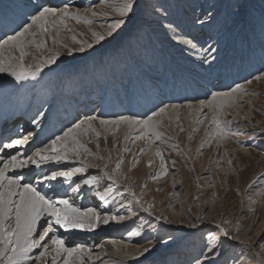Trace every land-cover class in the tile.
Masks as SVG:
<instances>
[{
	"label": "rangeland",
	"instance_id": "rangeland-1",
	"mask_svg": "<svg viewBox=\"0 0 264 264\" xmlns=\"http://www.w3.org/2000/svg\"><path fill=\"white\" fill-rule=\"evenodd\" d=\"M116 2L118 0H109V3ZM60 3L57 4L58 7L68 3L70 11L73 12L81 10V13H85V9L92 6L99 12L109 14L94 17L91 24L77 23L70 19L67 25L71 31L64 29L59 32L60 43L54 44L51 36H41L39 39L47 41L46 49L37 50L34 46L28 48L30 55L25 58L26 63H34L35 58L49 55L51 51L61 53L56 64L43 70L49 75V79L46 77L43 80L51 82L52 87L56 80L61 79L62 93L70 96L69 100H73L71 106L73 105L74 108L80 100L87 101L92 99L93 95L96 99L91 101L99 108L100 103L108 96L105 89H109L111 83L109 81L114 83L112 89L116 90L120 87L125 90L124 99L129 101L132 98L131 94L137 89L134 86L130 89L126 86H131L134 76L141 79L144 76L151 78L156 75L159 80L154 83L165 87L167 63L171 58L169 54L163 55L161 50L169 47L167 42L170 43L175 38V33L166 31L167 25L171 23L178 28V32L191 36L188 31H183L177 26L181 18L186 21L190 19L195 37L202 36L198 40L202 50L210 49L214 40L217 42L214 48L220 45L225 47L224 53L222 55L219 53L214 59L211 52L202 51L206 58L209 57L208 60L217 59L216 63L221 62V56L232 51L229 56L231 69L235 62L242 63L233 66L234 74L239 69L250 66V64L245 65L247 56L240 60L236 58L238 54L242 57L243 51L246 53L245 39L249 37L254 39L252 47L255 53H261V47H264V0H137V7L119 36L93 49H87L85 53L77 51L69 55V49L79 47L72 40L73 35L77 40L91 42V30L104 31L107 23L111 22L116 13L112 7L102 4L101 0H62ZM246 19L251 21L253 29L243 33ZM213 22L215 25L211 30L213 36L209 38L203 35V32L205 27ZM51 31L55 33L56 29L53 28ZM164 41L167 45L162 43ZM64 45L68 48L66 49ZM122 45L125 46L124 49L119 48ZM125 49L132 54L130 60ZM176 56L184 60L192 58L186 54H176ZM251 57L254 60L253 56ZM216 63L209 67L212 71L215 66H220L221 69L225 66V62H222L223 65ZM259 68L262 70H253L250 72L251 75L242 78L235 77V82L229 84V88L237 84L243 85L246 90L243 93L248 96L249 101L242 102L240 111L237 107H230L222 113V120L232 121L231 134L223 140L212 138L209 143L207 133L212 129L210 124L207 125V121H203L205 119L203 116L199 119L202 123L197 125L195 120L188 119L190 112L188 114L181 112L177 123H172L166 117H159L163 121L159 129L163 135L160 141L151 143L146 137L135 141L124 130L123 133L119 130L111 132L96 122H93V126L100 132L99 137L91 130L87 134L81 132L78 139L89 149V152L81 150L80 160L87 164V167H100L101 171L86 169L85 172L79 173L75 177L77 183L89 176H97L98 184L82 185L79 194L76 196L72 194L75 196L72 200L76 203L80 202L84 193L81 191H86L85 196L88 199H92V193H95L94 206L102 218L114 214L124 217L123 220L102 224L98 238L83 242L89 250L88 264H195L196 260L201 258L207 233L210 230L215 231L217 224L227 228L230 235L239 231L243 245L239 243L226 245L223 255L216 260V264H264V248L260 247V244L264 243V64H259ZM168 70L170 74L167 75L172 84L170 86L173 87L176 80L174 81V75H171L173 73L171 68ZM210 71L206 72V75ZM220 71L222 70H217L216 75L210 76L212 87L220 78L218 76ZM259 74L260 79H255ZM34 80L35 78L29 77L28 80L17 81L19 84L17 86H20L19 90H23L22 94L30 89L31 100L43 98L48 102L44 103L43 107H39L41 113L47 110L46 108L55 98L56 90L59 89L50 88V96L46 99L37 93L39 88L36 86L42 84V79ZM148 80L150 79L147 78L148 84L153 86L152 81ZM31 82L34 86L29 88L30 86L27 85ZM116 93L114 91V95L119 98ZM209 97L204 99L208 100ZM168 103L181 105L185 101ZM164 105L165 103L160 104L161 107ZM95 106L90 110H85L84 106L80 111H94L97 108ZM101 109L100 112L103 111ZM128 111L130 110L127 109L124 115H127ZM153 111L156 109L150 110L148 115ZM81 115V112L78 113L74 121L79 122ZM21 116L23 117L24 114L19 113L17 117ZM68 126L66 120H61L59 133ZM181 127L183 131L180 130ZM59 133L54 134L52 139ZM125 135L130 139L125 140ZM173 144L178 147L173 148ZM125 147L129 150L125 151ZM141 148L144 149L142 153L139 151ZM157 149L161 151L163 161L156 155ZM147 153L149 155H146ZM118 161L122 163L121 167L116 169ZM228 161H231V164ZM165 168L167 173L161 175ZM108 173L114 175L119 183L109 180ZM74 187L75 185H72L65 193L64 190L59 191V194L69 198ZM105 189L108 190V195L104 201H101L96 193L104 192ZM133 192L135 196L132 195ZM121 204L124 205L123 208L120 207ZM150 205L151 211H145L144 209ZM157 216L162 219L156 221L154 218ZM146 222L155 227L148 229L145 226ZM134 230L141 231L142 236L129 237L128 232ZM116 241H122L126 245H117ZM149 241L156 244L155 249L143 257H137L143 248L149 246ZM74 243L79 241L75 240L70 246ZM91 247H94V250H91ZM96 248L98 249L95 250ZM118 250L124 252L127 258L131 257L133 261L127 262L117 258L120 256ZM38 254L39 250L32 256L36 257ZM38 262L39 260H36V264Z\"/></svg>",
	"mask_w": 264,
	"mask_h": 264
},
{
	"label": "snow or ice",
	"instance_id": "snow-or-ice-1",
	"mask_svg": "<svg viewBox=\"0 0 264 264\" xmlns=\"http://www.w3.org/2000/svg\"><path fill=\"white\" fill-rule=\"evenodd\" d=\"M101 3L112 7L116 16L107 23L104 31L91 30V42L85 40H77L76 36H72V40L79 45L78 48H71L68 54L79 51L85 53L87 49H93L97 45H102L110 39H115L119 36L124 26L128 23L129 17L134 13L137 7V0H118L116 3H109V0H101ZM35 14L27 16L22 19L15 28L10 29L13 34L9 35L5 32L3 38H0V73H8L17 81L26 80L29 77L35 78L46 67L56 64L61 53L59 51H51V54L35 58L34 63H26L25 58L30 55L28 48L34 46L37 50L46 49V39H39V37L51 36L53 43H60L59 32L68 29L67 21L75 20L77 23L91 24L93 18L98 16H108L106 12H99L94 7L89 6L85 9V13L79 10L70 11L69 4L64 3L63 7H55L49 5H33ZM56 29L53 33L51 30ZM179 38V36H178ZM184 43L189 45L191 49L195 50L196 45L191 40H184ZM67 49L68 46L64 45ZM214 53L216 50L210 48L202 50ZM7 54V55H6ZM214 59V57H213ZM260 79V77H255ZM251 81H248L250 83ZM246 91L240 85L231 87L228 91H214L211 92L210 99L201 100L199 104L201 107L197 111L203 115V109L206 106L211 112L212 129L207 133L209 143L212 138L223 140L231 134L232 121L221 120L220 116L224 111L225 105L231 106L232 103L237 102L238 92ZM176 109L177 105L171 106ZM169 106L164 105L153 111L144 119H137L135 116H118L115 119L99 118V124L110 131H117L121 124H127L132 131L138 127L140 135L149 139V142L160 141L163 133L159 130L163 121L159 119L166 114ZM43 118L45 113H39ZM179 119V117H176ZM98 119L97 116H86L84 120L76 122L69 127L62 135H57L51 139L48 144L43 147L36 148L32 155H28L27 151H19L33 140V134L29 133L23 136V139L13 140L10 143H4L0 140V153H4L6 149H13V153L0 154V264H36V260L46 257V253L51 251L49 245L54 249L55 255L42 261V264H88L89 250L86 249L83 243H74L73 246L66 244L65 239L59 232V229L67 230H81L93 231L101 224L107 225L109 221L123 220V216L107 215L103 218L101 215L91 207L80 208L75 206L73 200L69 198H59V188L63 187L64 183L72 188L73 195L79 194L82 185H97L99 177L89 176L87 179L81 180L77 183L74 177L79 173H83L87 169V164L83 161L81 166L77 168H67L66 170H51L50 175L42 171L33 172V166L36 170L41 169L42 166L55 162L59 164L61 161H67L70 156L79 160L81 150L89 152V149L80 142L78 136L83 132L87 134L89 130L95 133L97 137L100 132L93 126V122ZM34 125H39L40 120L34 119ZM197 125L202 123L197 120ZM183 131V128H180ZM130 137L125 135V140ZM99 145H97L98 147ZM177 148L176 144L172 145ZM203 147V144L201 145ZM125 151L129 149L125 147ZM141 153L143 148L139 150ZM156 155L161 157L162 153L159 149ZM103 157H101L102 159ZM122 161L116 163V169L121 167ZM149 163H151L149 161ZM175 163V162H173ZM231 164V161H228ZM107 165H105V168ZM17 169H28V175L22 173L17 174ZM12 174H9V172ZM167 168L161 173L165 175ZM109 180H115V176L111 173L107 174ZM155 178V177H153ZM26 181V182H25ZM55 182V183H53ZM119 183L118 181H116ZM48 185L45 191L38 190ZM48 192L53 195L49 196ZM66 195V194H65ZM101 201H104L108 195V190L104 192H97ZM135 196V193H132ZM119 203V202H118ZM139 204V200H137ZM124 207L123 204L120 205ZM143 208V205L140 204ZM151 211V205L144 209ZM131 211V208H129ZM156 221H160L162 217H155ZM58 226V227H57ZM148 229H153L155 226L146 222ZM195 227V226H194ZM129 237L142 236L141 231L128 232ZM171 239V237L169 238ZM159 243V241H157ZM229 243H239V231L229 234L227 228L216 225V230H210L205 237L204 250L201 258H198L195 264H216V260L223 255L226 245ZM149 246L143 248L137 254V257H143L145 254L152 252L156 244L152 241L148 242ZM264 248V243L260 244ZM34 249L39 250L38 256L33 259L30 255Z\"/></svg>",
	"mask_w": 264,
	"mask_h": 264
},
{
	"label": "bare ground",
	"instance_id": "bare-ground-1",
	"mask_svg": "<svg viewBox=\"0 0 264 264\" xmlns=\"http://www.w3.org/2000/svg\"><path fill=\"white\" fill-rule=\"evenodd\" d=\"M46 1L47 0H0V38H3L2 35L5 34V32L9 35L13 34V32L10 30L12 28L19 30L16 27V25L25 17L35 14V11L33 9V5H45L46 4L49 6L58 7L57 4H61L60 2H62V0H48V2H46ZM74 2H77V1H74ZM219 9H218V11L220 12ZM79 11L81 12V10H79ZM213 14H215V13H213ZM250 22L251 21L249 19H246L245 30H243L244 31L243 33L249 32V31H251V29H253V28H251ZM180 23H181V25H180ZM170 24L167 25L166 31L170 32L171 34L175 33V38L172 37L173 40L170 43L167 42L169 47L165 48L164 50H161L163 55L169 54V56L171 58L169 63H167L168 64L167 70H166L167 71V73H166L167 81H166V85H164L165 87H160L154 83V82H157L159 80L156 78V75L152 76L151 78L144 76L141 79L134 76L132 78V80H134V81H132L131 86H129V85L126 86L129 89L132 88L133 86L136 87V89H137L134 93L131 94L132 98L130 101L124 99L126 97V95H125L126 91L125 90L121 89L120 87L116 88V90L112 89L111 86H114V83H113V81H109L112 84L110 83L109 89H107V88L105 89V92H106V94H108V96L106 99H103V101L100 103L99 108L94 105L95 103H92V101L96 99V96H94V95H93L94 99L92 98V99H89L87 101H81L80 100V103L74 108V107H72L73 105L71 106L73 100H69L70 96H67V94L64 92L62 93L63 83H62V80L60 79V80H56L52 85L53 88L55 87V88H58L59 90L54 89V91L56 90L55 96H54L55 98L53 99L52 103H50L49 106L46 108L47 110H45L43 112V113H45V116L43 118H41L39 116V112H40L39 107L40 106L43 107L44 103L47 104L48 102L46 100H44L43 98H40V99L37 98V99L31 100L32 98L30 99V93H31L30 89H27V91H25L26 93L22 94L23 90H19L20 86L19 87L17 86L19 84H17V80H15L14 77H12L8 73H0V140H2L4 143H10L13 140L23 139V136H26L29 133H32L33 137H34L33 140H31L28 145H25L24 148L18 149L19 151H27L28 155H32V152H34L36 148L43 147V145L47 144V141H49L53 138L54 134H58L60 132V121L61 120H66L69 123V126L64 128L63 131L61 133H59V135H62V133L64 131H66L69 127H72V125L74 123H76L74 120L76 119V115L80 112L82 113L80 121L84 120L86 116H97L98 119L94 122L99 124V118L115 119L118 116L124 115V112H126L127 109H129L130 111H128L127 115H124V116H135L137 119H144V118H146V116L148 114H150V113H148V112H150V110H152V109L157 110L159 107H161L160 104H164V103H165V105H168L169 108H168L166 114H164L162 117H166L172 123H175V122L177 123V121H179V119H177L176 117L177 116L180 117L181 112H184V114H188L190 112L191 115L188 117V119L195 120L197 122L198 119H200L201 117L203 118V116H205V119L203 121H207L206 124L207 125L210 124V129H211L212 125H211L210 121H211V117H212V112L205 106L203 109L204 114L201 115L197 111V109H199L201 107L199 102L201 100H207L204 98L209 97L211 95V92L228 91L230 89L229 84L232 83V81H234V79L236 80V78H242L248 74L251 75L250 72H252L253 70L261 69V68H259V64H264V50L262 49L264 47H261V53H255L254 47H252L254 39L252 40L249 37L248 39H245V41H244V43H247L246 44V46H247L246 53H244V51H243V53L240 52V53H242V57L239 56L240 54H238L237 55L238 57H236V58H238V60H240V59H243L247 56V58L245 60V65L250 64V66L248 65L249 66L248 68L245 67V69H243V68H242V70L239 69V71H237V73L234 74V70H232V69L235 68L233 66L237 62L234 63V65L232 66V69H231V67H230L231 63H229V56H230V53L232 51H228V54L224 55L223 57L221 56L220 60H222V61L218 62L221 65H223L222 62H225L224 63L225 66L222 69L220 68V66H215V68H213V71H212L209 67L211 66V64H215L216 63L215 61L217 59H215V61H212V60L210 61V60H208L209 57L206 58L203 55L204 53L202 52L201 44L198 42V40L202 36L200 38H199V36L195 37V35L192 33V22L190 21V19H189V21H186V20L181 18V20L177 24V26L179 28H182L183 31L184 30L188 31L189 35L191 34V36H186V34L178 32V30H177L178 28L175 27L173 24H171V25ZM214 27H215L214 22L209 24L208 27H205L206 29H204L203 35H205L207 37L209 36V38L211 36H213V32L211 30ZM180 31H181V29H180ZM178 36H179V38H178ZM226 36H227V34H226ZM166 37H168V36H166ZM213 39H215V38H212V40ZM184 40H191L192 43H194L196 45V49L195 50L191 49L189 45L184 43ZM162 43L166 44V41H164ZM215 44H217V42H215V40H214L212 42L211 48H214ZM224 45H225V43H224ZM260 45H261V43H260ZM175 46L177 48L173 49V47H175ZM220 46H216L214 48L216 50L214 53L211 52L212 55L214 56V58H217L219 53H221V55L224 53L225 50L223 51V49L225 47H222V45H220ZM164 47H165V45H164ZM258 47H260V46H258ZM119 48L124 49L125 46L122 45ZM206 49H208V48H206ZM174 50H180V51H174ZM203 50H205V49H203ZM125 51L127 52V56L130 60L132 58V54L130 53V51H127L126 49H125ZM175 52H178V53H175ZM176 54H186L192 58L184 60V59H181V57H177ZM251 56H253L254 60H252ZM165 59H166V57H165ZM167 60H168V58H167ZM132 62H133V60H132ZM218 63H216V65H219ZM158 64H157V66H158ZM237 64H242V63L240 62ZM187 66H190L192 68L187 67ZM170 68H171V72H173V73H171V75L173 74L174 75L173 79H174V81L176 80L173 87L170 86L172 84H170L169 78H168L169 75H167V74H170L169 70H168ZM217 70H222V71H220V75L218 74V76L220 78H222V77L223 78L217 79L216 84L214 83L215 85L213 84L214 86L212 87L210 76L212 74L216 75L215 73ZM208 71H210V72H209V74L207 73V75H206V72H208ZM46 73H48V72L42 71L38 76L35 77V80H34V81H36V78L39 79V81L42 79L41 80L42 84L39 82L40 86H36V87L39 88L37 93L41 94L42 97H45V98L50 96L51 92L49 91V89L52 88L50 86L51 82L49 83L46 80H43L44 78L46 79V77H48V79H49V75ZM109 73L111 74L112 72H110V70H109ZM6 76H10V77L6 78ZM258 76H261V75L259 74ZM147 78H149L152 81L151 82L152 84L151 83L150 84L153 86H150L148 84ZM150 80H148V81H150ZM27 86H30L29 88H31V86H34V83H32V82L28 83ZM169 87H171V88H169ZM241 87H242V89H244L243 85H241ZM41 88H43V89H41ZM45 88L48 91H46ZM128 88H126V89H128ZM114 91L117 92L116 94H118L119 98H117L114 95ZM12 93H16V94H12ZM61 93H62V95H61ZM110 93L111 94L113 93V94L111 95ZM236 96L238 97L237 102L232 103L231 106L225 105L224 111L230 109V107H237L238 110L240 111V109L243 106L242 102L244 100H246L247 102L249 101L248 96L245 93H243V91L238 92L236 94ZM198 98H199V100H196ZM209 99H210V97H209ZM178 100H184L185 103L181 104V105L168 103V102L176 103V101H178ZM172 105H177L178 107L176 109H173L171 107ZM84 106H85V110H87V109L90 110V108H92L93 106H95L97 108H96V110L90 111V112L80 111V110H82V108L84 109ZM99 109H101V111L103 110L102 111L103 113L100 112ZM207 111H208V113H206ZM224 111L222 113H224ZM19 113L24 114V116L23 117L22 116L17 117ZM222 117L223 116L221 114V116H220L221 120H222ZM34 119L40 120V124L34 125L32 123V121ZM16 128H18V129H16ZM118 130L120 132H122L123 130H124V132L126 131L125 133L128 132L130 134V136H132V139H135V141L142 139V137H143L140 135V131H139L138 127L135 129V131H132L130 129L129 125L121 124L119 126ZM153 148H156V147H153ZM6 153H13L14 154V150L13 149H6V150H4V153H0V154H6ZM146 155H149V153H147ZM81 162L82 161L80 159L77 160V159L72 157V158H69L67 161H61L59 164H56L55 162H50V164L42 166L41 169H39V170H36L31 165L29 167L32 168L33 172L42 171V172L50 175L49 169H51V170H66L67 168H74L75 166H80ZM0 166H2V165H0ZM87 169L93 170V171H101L100 167H94L93 168L90 166V167H87ZM15 172L17 174L22 173L23 175H28V169H17V170H15ZM9 174H12V172L10 171ZM74 179H75V177H74ZM53 183H55V182H53ZM37 187H38V190L45 191L47 189V187H49V186L45 185L44 188H40V186L37 185ZM67 189H70V187L68 186V183L66 182L63 184V187L59 188V191L61 192L62 190H64V193H65L67 191ZM97 191H98V189H97ZM82 192H84V193H83V195H81V200H79L80 202H77L78 203L77 204L76 201L74 200L75 206L80 207L82 209L86 208V207H91V208H94L96 210V208L94 206L96 204L95 193H92L93 194L92 199H88L85 196L86 191H81V193ZM72 194H73V192H70V194H69L71 196V197L69 196V199H71V200L73 197H75L77 195L76 194L75 196H72ZM48 195L52 196L53 193L48 192ZM62 197H64V196H61L59 194L56 198L59 199ZM97 212H99V211H97ZM102 226L103 225L101 224L97 229H95L93 231H81L78 229L65 231L64 229H59V232L62 234L63 238L65 239L66 244L70 246V245H72V243L75 240H78L79 243H83L87 239H89L91 241L94 238H98L100 230H102ZM113 242H114V240H113ZM116 242H117L116 243L117 245H121V246L125 244L122 241H116ZM49 247L52 250L49 251L48 253H46V257L41 258V260H39V262L37 264H42L43 260L55 255V252H54V249L52 248V246L49 245ZM90 249L94 250V247H91ZM97 249L98 248H96L95 250H97ZM34 250H36V251H34ZM34 250H33L32 254H34V252L38 251L37 249H34ZM118 253L120 254V256H117V258H120L122 261H127V262L133 261V259L131 257L127 258L126 254L124 252L118 250ZM32 254H31V256H32ZM32 257H33V259H35V256H32ZM125 258H127V259H125ZM28 264H32V261H29ZM48 264H50V260H49ZM57 264H60L59 260L57 261Z\"/></svg>",
	"mask_w": 264,
	"mask_h": 264
}]
</instances>
